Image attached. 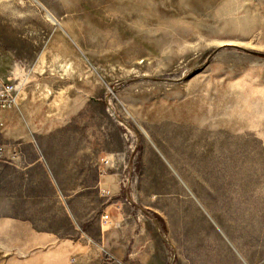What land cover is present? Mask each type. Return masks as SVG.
<instances>
[{"label":"rangeland","instance_id":"374dc122","mask_svg":"<svg viewBox=\"0 0 264 264\" xmlns=\"http://www.w3.org/2000/svg\"><path fill=\"white\" fill-rule=\"evenodd\" d=\"M259 53L264 0H0V219L88 264H264Z\"/></svg>","mask_w":264,"mask_h":264},{"label":"crops","instance_id":"0c3cea01","mask_svg":"<svg viewBox=\"0 0 264 264\" xmlns=\"http://www.w3.org/2000/svg\"><path fill=\"white\" fill-rule=\"evenodd\" d=\"M0 247L9 256L3 264H88L91 258L89 244L16 216L0 219Z\"/></svg>","mask_w":264,"mask_h":264},{"label":"built area","instance_id":"2783aa9c","mask_svg":"<svg viewBox=\"0 0 264 264\" xmlns=\"http://www.w3.org/2000/svg\"><path fill=\"white\" fill-rule=\"evenodd\" d=\"M19 91L17 84L12 81H0V110L19 107ZM21 146L19 144L10 147L9 151L6 150L7 146L0 144V160L16 159L21 155ZM7 154V155H6ZM105 193L108 191L104 190ZM102 220L104 223L111 222V215L103 213Z\"/></svg>","mask_w":264,"mask_h":264},{"label":"trees","instance_id":"16d2710c","mask_svg":"<svg viewBox=\"0 0 264 264\" xmlns=\"http://www.w3.org/2000/svg\"><path fill=\"white\" fill-rule=\"evenodd\" d=\"M259 54H260V55H264V53H259ZM259 54H258V55H259Z\"/></svg>","mask_w":264,"mask_h":264},{"label":"bare ground","instance_id":"6f19581e","mask_svg":"<svg viewBox=\"0 0 264 264\" xmlns=\"http://www.w3.org/2000/svg\"><path fill=\"white\" fill-rule=\"evenodd\" d=\"M54 20V18H52Z\"/></svg>","mask_w":264,"mask_h":264}]
</instances>
